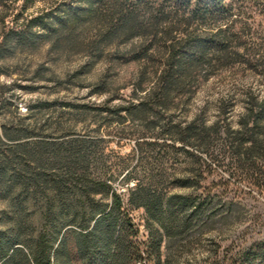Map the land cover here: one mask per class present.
Here are the masks:
<instances>
[{
  "label": "trees",
  "instance_id": "trees-1",
  "mask_svg": "<svg viewBox=\"0 0 264 264\" xmlns=\"http://www.w3.org/2000/svg\"><path fill=\"white\" fill-rule=\"evenodd\" d=\"M44 42L55 49L86 44L90 55L108 51L109 58L137 63L135 93L145 96L119 111L146 113L194 92L202 73L219 64L264 74V0H57L48 12L4 32L0 59L17 47ZM244 105L236 127L231 121L223 130L218 122L192 121L171 136L170 149L201 166L202 156L187 147L216 159L210 151L222 136L226 158L229 154L237 167L254 171V184L264 186V95L251 94ZM142 139L136 142L140 152L167 146L158 138ZM99 142L71 137L16 144L27 156L21 167L16 157H3L8 210L0 218V264H177L171 258L190 231L229 221L232 202L219 212L222 200L173 193L171 181L151 175L129 198L149 217L150 239L142 249L113 176L99 168ZM226 264H264V242L244 248Z\"/></svg>",
  "mask_w": 264,
  "mask_h": 264
},
{
  "label": "rangeland",
  "instance_id": "rangeland-1",
  "mask_svg": "<svg viewBox=\"0 0 264 264\" xmlns=\"http://www.w3.org/2000/svg\"><path fill=\"white\" fill-rule=\"evenodd\" d=\"M56 1L0 0V42L9 27L48 12ZM107 52L97 57L90 55L86 44L55 49L44 42L36 47H17L0 59V162L4 156H14L20 167L25 164L27 156L15 148L16 144L71 137L97 139L102 156L99 168L113 176V185L139 229L134 241L142 249L150 239L149 217L129 198L131 190L139 182L148 183L151 175L171 181L169 190L173 193L222 200L219 212L233 203L228 222L218 220L203 232L190 231L183 238L184 245L171 258L175 263L218 259L226 264V259L244 248L264 242V186L254 184V171L237 167L229 154L226 158L222 136L210 151L216 159L206 151L187 147L202 156L201 166L191 156L169 147L171 136H178L177 132L192 121L218 122L222 130L231 121L236 127L246 111V99L251 94L264 95V74L245 65L219 64L202 73L194 92L176 95L164 108L156 106L151 112L139 110L131 115L119 108L137 104L145 96L135 93L134 88L139 65L109 58ZM156 138L167 146L138 150L137 141L153 142ZM6 178L0 168V218L8 210ZM182 180L185 186L180 185ZM162 253L166 260L165 243Z\"/></svg>",
  "mask_w": 264,
  "mask_h": 264
}]
</instances>
